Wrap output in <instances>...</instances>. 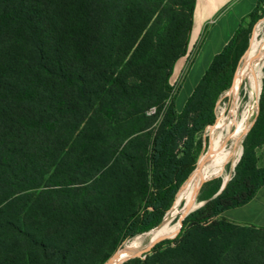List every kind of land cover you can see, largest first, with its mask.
<instances>
[{
	"label": "trees",
	"instance_id": "1",
	"mask_svg": "<svg viewBox=\"0 0 264 264\" xmlns=\"http://www.w3.org/2000/svg\"><path fill=\"white\" fill-rule=\"evenodd\" d=\"M195 1L0 0V264H103L163 221L264 15L259 0L178 111ZM243 145L220 194L205 183L175 238L123 264H264V227L222 216L264 185V79Z\"/></svg>",
	"mask_w": 264,
	"mask_h": 264
},
{
	"label": "rangeland",
	"instance_id": "2",
	"mask_svg": "<svg viewBox=\"0 0 264 264\" xmlns=\"http://www.w3.org/2000/svg\"><path fill=\"white\" fill-rule=\"evenodd\" d=\"M260 14H261V12H260ZM263 22H264V15H262L253 25L252 34H251V38H250L249 45H248L249 50L247 49L248 50L247 55L244 57V59L242 61V65L240 66V68L239 69L237 68L238 71H236V75L234 78V80L237 81L236 89L225 92L216 104V107H215V123L217 121V127H216V133H215L214 139L209 144V142H210V133H209L210 127L213 126L215 123L213 125L208 126L205 129V131L202 133L201 136H202L203 144H202V147L200 149H197V151H196L197 155H198L196 168L191 173L189 178L177 190L175 197H174L173 205L170 207V209L167 211V213L164 217V219L166 218V222L163 225L161 224V226L158 228V229H160L161 227L165 228L168 231V234L166 236H174L175 235V233L173 231L175 230V228L179 224V220L182 216V213L187 206L186 201L184 199H182V197L189 187V183L192 180V176L197 171H199L198 169L201 166H203V167L201 168L200 171H204V168L206 167V163L205 164H203V163L205 161L207 162V159L209 161L210 156L214 153V151H217L223 144H229L230 143V140L234 136L237 125L239 123H241L240 130H239L241 135H242L241 142H240V144H238L237 149L228 155L229 157H227V159L225 161V173H224V175H222V176H207V175L203 174V177L201 178L200 181L204 182L208 178L212 179V178H216V177L221 178L222 181H224L225 179L230 180L231 177H233L235 174L236 166L240 162L242 155H243V152H244L243 143H244V141H245V139H246V137H247V135L251 129L248 131V133L246 135H244V134L253 122L255 124L257 117H258L257 109L259 107V102H260V98H261V94H262V88H263V79H264V45L261 46V43L264 40V29H263L264 23ZM249 23L250 22L248 21L246 26ZM246 51H245V53H246ZM244 54H243V56H244ZM249 54H252V55L248 56ZM243 56L241 57V60H242ZM241 60L239 62V65L241 63ZM258 69H259V77L261 79H260V86H259L258 94H257V97L254 101L252 98L253 97V94H252V92H253V77L256 73V70H258ZM238 75H240L239 81L236 80ZM182 76H183V74L178 78V80L176 82H170L171 86L174 88V92L178 88ZM184 94H185V91L182 89L180 92V95L178 97V102H177L178 106H180L181 103H179V102L183 100ZM220 121L222 122L221 128L219 127ZM212 145H214V148H212ZM196 147H197V145H196V143H194V148H196ZM258 153L260 156L259 165H263V163H264V150L261 149L258 151ZM204 155H205L204 161H203L202 165L199 167L200 160ZM187 181H188V183L185 184ZM202 182L199 185L192 188L190 193H188V195L190 196V205L194 204L193 209H195V210L200 208L201 206H203L206 203V200H204L206 193L202 192L200 190L199 193L197 194V191H198L200 185L202 184ZM181 188H182V191H181L180 195L178 196V193L180 192ZM42 189H45V188H42ZM38 190H41V189H38ZM177 196H178V198H177ZM177 202H179V203H178L177 207L175 208V210L178 208L180 215H179V218L177 221H175L174 223H170V219L175 212V210H174V212L172 213L171 210L174 208V206ZM248 209L249 208H247V211L249 212L248 216H250L251 214H253L252 213L253 210H251V212H250ZM164 219L161 223L164 222ZM185 219H186V217L184 218V220ZM248 220H251V219L249 218ZM155 228L156 227L152 228L151 230H149L147 232L139 233L136 236L124 241L122 243V245L120 246V248L117 249L114 253H112L111 256L103 264H117V263L123 264L125 261H127L129 259H132L135 257H145L146 254H149V255L152 254L151 253L152 247L149 248L150 246L149 247L147 246V239H145V238L149 234L155 233L158 230L157 229L156 231H154L152 233H148ZM157 240H159V239H157ZM126 245H130L132 247H136L137 245H139V251L137 253L131 252L126 256H121Z\"/></svg>",
	"mask_w": 264,
	"mask_h": 264
},
{
	"label": "crops",
	"instance_id": "3",
	"mask_svg": "<svg viewBox=\"0 0 264 264\" xmlns=\"http://www.w3.org/2000/svg\"><path fill=\"white\" fill-rule=\"evenodd\" d=\"M258 2L259 0L195 1L187 53L176 61L170 77V82H176L183 74L176 96L178 111L184 108L213 58L223 51L241 26L250 22V15L258 6ZM182 89L185 94L178 106ZM247 208L250 212L253 210L250 216ZM222 216L235 223L264 227V185L248 204L229 209ZM249 218L251 220H248Z\"/></svg>",
	"mask_w": 264,
	"mask_h": 264
},
{
	"label": "bare ground",
	"instance_id": "4",
	"mask_svg": "<svg viewBox=\"0 0 264 264\" xmlns=\"http://www.w3.org/2000/svg\"><path fill=\"white\" fill-rule=\"evenodd\" d=\"M263 29H264V25H263ZM263 45H264V40L261 43V46H263ZM251 55L252 54H249L248 56H251ZM239 79H240V75L237 76L236 80L239 81ZM260 79L261 78L259 77V69H258V70H256V73H255V75L253 77V92H252L253 97L252 98H253L254 101H255V99L257 97V94H258V90H259V86H260ZM236 87H237V81L234 80L233 85H232V88L230 89V91L231 90H235ZM221 126H222V122L220 121L219 127L221 128ZM240 126H241V123H239L237 125L236 130H235V133H234V136L230 140V143L229 144H223L217 151H214V153L210 156L209 161L207 159V162L208 163L206 161L203 163V164L206 163V167L204 168V171H200L201 168L203 167V166H201L198 169L199 171H197L192 176V180L189 183V187H188V189L186 190V192L184 193V195L182 197V199H184L186 201V203H187L186 205L187 206H186V208L184 209V211L182 213V216H181V218L179 220V224L177 225V227L173 231L175 234H177L179 232L180 227H181V222H182L183 218L188 214V212H190L192 210H195V209H193L194 204H191L190 205V196L188 195V193H190V191L192 190V188H194L195 186L199 185L202 182L200 180L203 177V174H205L207 176H222V175H224V173H225V161H226L227 157H229L228 155L231 152L235 151L237 149V147H238V144H240V142H241L242 135H241V133L239 131L240 130ZM212 148H214V145H212ZM209 179L210 178H208L207 180H209ZM225 180H227V179H225ZM178 203L179 202H177L175 204L174 208L171 210L172 213L174 212V210L177 207ZM165 222H166V218L164 219V222L162 223V225ZM158 228H156V229H158ZM167 234H168V231L165 228H163V227H161L160 229H158L155 233L149 234L145 238V239H147V246L149 247L157 239H161L162 237H165ZM138 251H139V245H137L136 247H132L130 245H126L125 248H124L123 253L121 254V256H126L129 253H131V252L137 253Z\"/></svg>",
	"mask_w": 264,
	"mask_h": 264
},
{
	"label": "water",
	"instance_id": "5",
	"mask_svg": "<svg viewBox=\"0 0 264 264\" xmlns=\"http://www.w3.org/2000/svg\"><path fill=\"white\" fill-rule=\"evenodd\" d=\"M235 74H236V72H235ZM234 78H235V75H234V77H233V82H234ZM233 82H232V84H233ZM231 88V87H230ZM230 90V89H229ZM228 90V91H229ZM258 112H259V107H258V109H257V114H258ZM253 125H254V122L251 124V126L248 128V130L246 131V133H245V135L248 133V131L253 127ZM219 177H216V178H212V179H209V180H205L204 182H202V184L200 185V187H199V189H198V191H197V194L199 193V191L201 190V188H202V186L206 183V182H208V181H211V180H214V179H218ZM227 182H228V180H224L223 182H222V185H221V187H220V190L217 192V194L215 195V196H217L218 194H220L221 192H222V190L225 188V186H226V184H227ZM214 196V197H215ZM194 210H192V211H190V212H188V214L185 216V217H187L191 212H193ZM184 217V218H185ZM184 218H183V220H184ZM183 220H182V222H181V227H180V230H181V228H182V226H183ZM162 223H160V225H161ZM160 225H158L156 228H158ZM155 228V229H156ZM180 230H179V232H180ZM178 232V233H179ZM178 233L177 234H175L174 236H165V237H162L161 239H159V240H157L156 242H154V243H152L151 245H150V247L149 248H153L157 243H159L160 241H162V240H165V239H173V238H175L177 235H178ZM148 248V249H149Z\"/></svg>",
	"mask_w": 264,
	"mask_h": 264
}]
</instances>
